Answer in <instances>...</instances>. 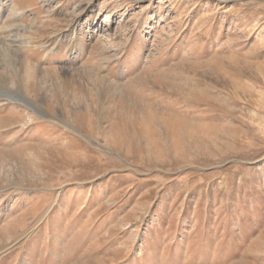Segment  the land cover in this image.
Returning a JSON list of instances; mask_svg holds the SVG:
<instances>
[{
  "label": "rangeland",
  "instance_id": "rangeland-1",
  "mask_svg": "<svg viewBox=\"0 0 264 264\" xmlns=\"http://www.w3.org/2000/svg\"><path fill=\"white\" fill-rule=\"evenodd\" d=\"M0 264H264V0H0Z\"/></svg>",
  "mask_w": 264,
  "mask_h": 264
},
{
  "label": "bare ground",
  "instance_id": "bare-ground-1",
  "mask_svg": "<svg viewBox=\"0 0 264 264\" xmlns=\"http://www.w3.org/2000/svg\"><path fill=\"white\" fill-rule=\"evenodd\" d=\"M16 9V8H15ZM12 10V9H11ZM12 14V13H11ZM21 26V25H20ZM19 27V26H18ZM22 27V26H21ZM20 28V27H19ZM25 28V27H24ZM21 30V29H20ZM9 34V33H8ZM4 38V37H3ZM11 38V37H10ZM29 36H25V35H22V39H20V40H22V42H23V45H27V44H29V45H31V41L29 40ZM9 39V38H8ZM7 39V40H8ZM12 39V38H11ZM5 40H6V38H5ZM19 40V39H18ZM2 41V40H1ZM13 41V40H12ZM7 42H10V41H7ZM19 42V41H18ZM22 42H19V43H22ZM47 42L48 41H43L41 44H39L38 46H43V47H47L49 44H47ZM3 43V42H2ZM5 43V42H4ZM11 44H12V42H11ZM15 44V43H14ZM46 44V45H45ZM5 45V44H4ZM34 45V44H33ZM7 46V45H6ZM18 47V43H17V45H15V47ZM20 47V46H19ZM31 77H32V74L31 73H28V74H26V78L29 80V79H31ZM9 89H11L12 90V92H14L16 95L14 96V97H10V96H7V97H4V100H8L9 102H11V103H15V101H18L19 103H21V104H23V105H27V106H31V104L27 101L28 100V98L26 97V96H24L22 93L24 92V89L22 88V86L20 87V86H17V88H15V89H12V88H9ZM12 96V95H11ZM21 101V102H20Z\"/></svg>",
  "mask_w": 264,
  "mask_h": 264
}]
</instances>
